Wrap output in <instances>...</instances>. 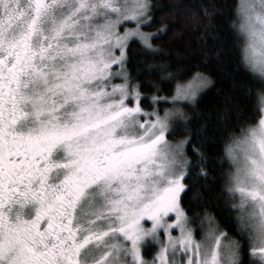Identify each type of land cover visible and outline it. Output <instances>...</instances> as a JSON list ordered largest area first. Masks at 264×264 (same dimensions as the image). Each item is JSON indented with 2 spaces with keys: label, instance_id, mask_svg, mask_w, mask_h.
Returning <instances> with one entry per match:
<instances>
[{
  "label": "snow or ice",
  "instance_id": "obj_1",
  "mask_svg": "<svg viewBox=\"0 0 264 264\" xmlns=\"http://www.w3.org/2000/svg\"><path fill=\"white\" fill-rule=\"evenodd\" d=\"M244 10L241 62L261 81L246 95L260 114L239 135L224 115L213 129L230 137L233 166L214 214L197 192L185 203L190 167L209 175L208 125L193 142L181 107L211 80L180 79L188 68L170 61L128 67L132 42L162 52L153 40L168 25L144 30L149 0H0V264H246L245 241L247 264H264V0ZM154 70L159 82L136 79Z\"/></svg>",
  "mask_w": 264,
  "mask_h": 264
},
{
  "label": "trees",
  "instance_id": "obj_2",
  "mask_svg": "<svg viewBox=\"0 0 264 264\" xmlns=\"http://www.w3.org/2000/svg\"><path fill=\"white\" fill-rule=\"evenodd\" d=\"M239 0H149L153 22L145 27V31H154L161 24H167V34L161 39H154L162 52L152 56L144 53L139 43L132 42L131 48L136 51L129 52V69L135 74L137 68H144L143 64L171 62V69L178 66H186L188 71L180 79L187 80L196 71L204 73L211 83L201 89L197 96L195 107L190 104H182L184 114L190 117L189 126L192 128V140L196 141V129L202 123H207L208 139L204 150L207 161L205 167L209 175L207 177L198 174L199 167L192 165L189 169L185 184L188 185L184 193L187 204L188 197L193 192L199 194L198 199L207 201L205 205L210 212L218 213L213 206L217 201L222 203L221 188L225 185L227 175L233 170L231 162L224 153V146L230 137L221 139V132L213 131L214 128L223 127L219 117L224 115L227 119L228 132L239 135L241 128L249 123H255L259 117V111L253 113L252 105L254 96L246 95L251 89L253 94L261 87V81L241 62V48L246 43L243 30L240 26ZM209 10L205 16L203 9ZM166 53V54H165ZM136 79L144 81L160 80L158 71H143ZM173 86L175 81L172 82ZM162 88L165 85H161ZM142 92L151 94L153 89L145 84ZM171 95V88L159 93ZM164 105L163 107H168ZM239 113V114H238ZM188 135L187 132L178 131L168 135L169 140H179ZM192 145H186L188 156L195 160L192 153ZM195 203V201H193ZM229 205L239 203V196L235 200H229ZM238 210L224 208L223 214L229 217L237 215ZM230 234L235 235L228 229ZM251 245L245 241L242 259L248 261V250ZM155 248L148 252L150 258Z\"/></svg>",
  "mask_w": 264,
  "mask_h": 264
},
{
  "label": "rangeland",
  "instance_id": "obj_3",
  "mask_svg": "<svg viewBox=\"0 0 264 264\" xmlns=\"http://www.w3.org/2000/svg\"><path fill=\"white\" fill-rule=\"evenodd\" d=\"M248 2V0H239V15H241V17H240V26L245 22V10H244V6H245V4ZM145 30V29H144ZM121 31H123V29H121ZM243 35H244V37H245V40H247V36H246V34H245V32L243 31ZM208 77V76H207ZM203 89V88H202ZM168 139V138H167ZM169 140V139H168ZM170 142H175L174 140L172 141V140H169ZM176 233L175 232H173V235H175Z\"/></svg>",
  "mask_w": 264,
  "mask_h": 264
}]
</instances>
